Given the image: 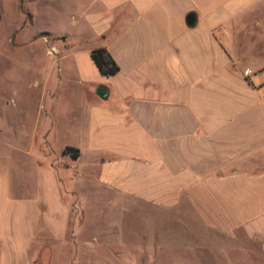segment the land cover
I'll use <instances>...</instances> for the list:
<instances>
[{
    "label": "crops",
    "instance_id": "crops-1",
    "mask_svg": "<svg viewBox=\"0 0 264 264\" xmlns=\"http://www.w3.org/2000/svg\"><path fill=\"white\" fill-rule=\"evenodd\" d=\"M85 5L77 36L61 32L58 66L43 73L58 83L44 82L41 100L61 97L64 109L45 105L52 124L0 153L22 162L17 173L0 168V264H79L76 214L86 221L93 199L178 209L198 229L199 252L264 264V0ZM239 43L261 46L244 53ZM102 47L118 73L95 64ZM68 113L69 128L56 122Z\"/></svg>",
    "mask_w": 264,
    "mask_h": 264
},
{
    "label": "rangeland",
    "instance_id": "rangeland-1",
    "mask_svg": "<svg viewBox=\"0 0 264 264\" xmlns=\"http://www.w3.org/2000/svg\"><path fill=\"white\" fill-rule=\"evenodd\" d=\"M85 1L0 0V153L11 152L7 151L6 140L19 144L24 130L52 124L44 115L45 105L47 110L53 106L64 109L61 97L46 103L41 100L42 84L58 83L53 74L45 81L43 73L54 72L58 66L60 51L55 44L63 38L61 32L77 36L73 18H81ZM242 35L239 42L246 39ZM260 46L239 43L243 52ZM62 95L71 97L69 91H62ZM71 100L70 106L79 109L78 100ZM72 117L64 114L56 122L69 128ZM59 128L58 134L64 136V128ZM12 154L14 159L9 162L0 155V168L9 167L17 173L22 162ZM85 212L86 221L79 209L76 214L79 264H232L221 261L212 251L199 252L198 229L184 223L178 209L165 212L135 201L113 204L93 199L85 205ZM71 226L73 230L74 221ZM185 243H191L190 250H184ZM88 247L93 251H82ZM63 260L57 257L54 264H65Z\"/></svg>",
    "mask_w": 264,
    "mask_h": 264
},
{
    "label": "trees",
    "instance_id": "trees-1",
    "mask_svg": "<svg viewBox=\"0 0 264 264\" xmlns=\"http://www.w3.org/2000/svg\"><path fill=\"white\" fill-rule=\"evenodd\" d=\"M92 58L101 73L104 75H112L120 71L119 66L116 64L108 50L104 47L94 49L92 51ZM64 153H71L75 158L79 157V150L73 147H67Z\"/></svg>",
    "mask_w": 264,
    "mask_h": 264
},
{
    "label": "water",
    "instance_id": "water-1",
    "mask_svg": "<svg viewBox=\"0 0 264 264\" xmlns=\"http://www.w3.org/2000/svg\"><path fill=\"white\" fill-rule=\"evenodd\" d=\"M195 20H196V17L195 15H190L188 17V22L189 24H194L195 23ZM108 89L105 87V86H99L98 89H97V94L101 97H104L108 94Z\"/></svg>",
    "mask_w": 264,
    "mask_h": 264
},
{
    "label": "built area",
    "instance_id": "built-area-1",
    "mask_svg": "<svg viewBox=\"0 0 264 264\" xmlns=\"http://www.w3.org/2000/svg\"><path fill=\"white\" fill-rule=\"evenodd\" d=\"M50 51H51L52 53H54V52H55V48H52Z\"/></svg>",
    "mask_w": 264,
    "mask_h": 264
}]
</instances>
